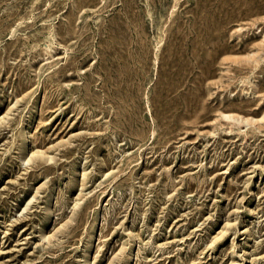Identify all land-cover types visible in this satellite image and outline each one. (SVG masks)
Returning <instances> with one entry per match:
<instances>
[{
  "label": "rangeland",
  "instance_id": "obj_1",
  "mask_svg": "<svg viewBox=\"0 0 264 264\" xmlns=\"http://www.w3.org/2000/svg\"><path fill=\"white\" fill-rule=\"evenodd\" d=\"M0 264H264V0H0Z\"/></svg>",
  "mask_w": 264,
  "mask_h": 264
}]
</instances>
